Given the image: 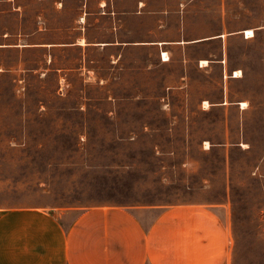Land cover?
Listing matches in <instances>:
<instances>
[{
	"label": "rangeland",
	"instance_id": "374dc122",
	"mask_svg": "<svg viewBox=\"0 0 264 264\" xmlns=\"http://www.w3.org/2000/svg\"><path fill=\"white\" fill-rule=\"evenodd\" d=\"M152 202L264 264V0H0V209Z\"/></svg>",
	"mask_w": 264,
	"mask_h": 264
},
{
	"label": "crops",
	"instance_id": "0c3cea01",
	"mask_svg": "<svg viewBox=\"0 0 264 264\" xmlns=\"http://www.w3.org/2000/svg\"><path fill=\"white\" fill-rule=\"evenodd\" d=\"M229 243L203 202L0 209V264H229Z\"/></svg>",
	"mask_w": 264,
	"mask_h": 264
},
{
	"label": "bare ground",
	"instance_id": "6f19581e",
	"mask_svg": "<svg viewBox=\"0 0 264 264\" xmlns=\"http://www.w3.org/2000/svg\"><path fill=\"white\" fill-rule=\"evenodd\" d=\"M242 34L243 35H245V37L246 38H251L253 35H254V31L252 30V29H247V30H245V31H242ZM224 36V35H223ZM220 37H222V36H220ZM166 54L167 53H164L163 52V57H164V59H167L166 58ZM200 64H201V66H203V65H207L208 63H207V61L206 60H201V62H200ZM240 72L239 71H235V74H234V77H240ZM204 104H205V107L204 108H207L208 107V103L207 102H204ZM246 106V103H241V107L242 108H244Z\"/></svg>",
	"mask_w": 264,
	"mask_h": 264
},
{
	"label": "built area",
	"instance_id": "2783aa9c",
	"mask_svg": "<svg viewBox=\"0 0 264 264\" xmlns=\"http://www.w3.org/2000/svg\"><path fill=\"white\" fill-rule=\"evenodd\" d=\"M167 58V57H166ZM161 60L163 61V62H165L166 60H168V58L167 59H164V57H163V53H161ZM234 74H235V72H234Z\"/></svg>",
	"mask_w": 264,
	"mask_h": 264
}]
</instances>
